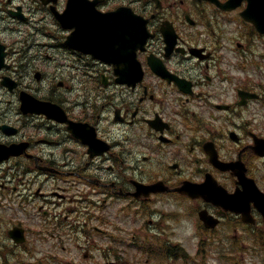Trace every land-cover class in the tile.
Listing matches in <instances>:
<instances>
[{
    "label": "flooded vegetation",
    "instance_id": "1",
    "mask_svg": "<svg viewBox=\"0 0 264 264\" xmlns=\"http://www.w3.org/2000/svg\"><path fill=\"white\" fill-rule=\"evenodd\" d=\"M95 1L101 14L66 18L68 0H0V143L22 149L4 161L8 173L23 169L8 193L29 210L30 243L53 239L45 258L189 264L201 252L185 242L235 237L249 227L240 207L258 216L230 195L245 191L244 167L264 171L253 147L264 141V35L240 16L246 1L230 11L210 0ZM22 90L55 102L57 117L22 112ZM207 179L197 190L215 197L190 190Z\"/></svg>",
    "mask_w": 264,
    "mask_h": 264
},
{
    "label": "rangeland",
    "instance_id": "2",
    "mask_svg": "<svg viewBox=\"0 0 264 264\" xmlns=\"http://www.w3.org/2000/svg\"><path fill=\"white\" fill-rule=\"evenodd\" d=\"M54 67L53 66H47L45 69L48 70V71H53ZM16 69H18V67H16ZM45 91H42V94L44 93ZM45 93L48 94V91H46ZM4 99H7V96L4 98ZM16 101H17V98H16ZM16 110H18L16 108ZM33 121V120H32ZM7 166L8 164H3L1 165V167H4L6 170H7ZM19 167V165H18ZM1 169V168H0ZM5 172L3 171H0V191L2 189V186L3 184H6L9 180V178L5 177L4 175ZM10 180H14L15 181V184H17L16 182L18 181L17 179H14V178H11ZM14 183H11V186L13 185ZM262 186L264 187V183H261ZM15 207H13V209H10L8 207V203L6 201V198L5 196L2 195V193L0 192V215L1 217H3V215L7 216V214L10 215V213H13L19 220L23 221L25 220V211H23V209H20V208H17V205H16V201H15V204H14ZM8 215V216H9ZM11 224V223H10ZM5 225V223L3 221H0V226H3ZM12 226V224L10 225V227ZM1 232H0V236H1ZM5 243V242H4ZM12 243V242H11ZM49 245V242H46L45 244H43V247H47ZM184 245L186 246V249L191 253L193 254L194 252L197 251V246L195 245V242H189L187 244V242L184 243ZM40 248V242H37V248ZM37 250V249H36ZM17 252H24L23 248L20 247L19 250H16ZM218 252L216 251H211L208 256H209V264H221L219 263L218 261ZM13 264H15V261L14 259L12 258L11 259ZM65 261H67V259H64ZM0 261H1V257H0ZM56 264V263H55ZM244 264H261V256L255 252H250L246 255V258H245V262Z\"/></svg>",
    "mask_w": 264,
    "mask_h": 264
},
{
    "label": "water",
    "instance_id": "3",
    "mask_svg": "<svg viewBox=\"0 0 264 264\" xmlns=\"http://www.w3.org/2000/svg\"><path fill=\"white\" fill-rule=\"evenodd\" d=\"M225 7H229V3L223 4ZM235 5V3H234ZM232 7V6H230ZM71 9H69L70 11ZM245 17L253 21L259 30L264 31V0H250L248 8L244 12ZM24 99V98H23ZM6 152V156H8ZM264 196V194L259 193ZM255 200L264 214V200L255 195ZM12 232V231H11ZM14 234V233H13ZM14 236L17 238L20 236L19 229H16ZM18 239V238H17Z\"/></svg>",
    "mask_w": 264,
    "mask_h": 264
},
{
    "label": "trees",
    "instance_id": "4",
    "mask_svg": "<svg viewBox=\"0 0 264 264\" xmlns=\"http://www.w3.org/2000/svg\"><path fill=\"white\" fill-rule=\"evenodd\" d=\"M258 238L256 240L257 243L261 245V248L264 250V233H261V235H257Z\"/></svg>",
    "mask_w": 264,
    "mask_h": 264
}]
</instances>
